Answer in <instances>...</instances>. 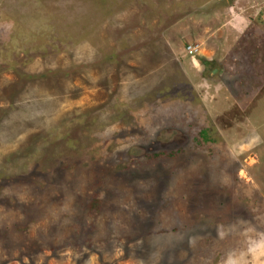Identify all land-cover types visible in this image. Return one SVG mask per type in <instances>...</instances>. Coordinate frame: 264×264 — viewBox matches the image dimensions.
Here are the masks:
<instances>
[{
  "label": "rangeland",
  "instance_id": "1",
  "mask_svg": "<svg viewBox=\"0 0 264 264\" xmlns=\"http://www.w3.org/2000/svg\"><path fill=\"white\" fill-rule=\"evenodd\" d=\"M0 264H264V0H0Z\"/></svg>",
  "mask_w": 264,
  "mask_h": 264
},
{
  "label": "built area",
  "instance_id": "2",
  "mask_svg": "<svg viewBox=\"0 0 264 264\" xmlns=\"http://www.w3.org/2000/svg\"><path fill=\"white\" fill-rule=\"evenodd\" d=\"M189 52L190 53H193V52H197L198 50H197V47H194V46H192V45H189Z\"/></svg>",
  "mask_w": 264,
  "mask_h": 264
},
{
  "label": "trees",
  "instance_id": "3",
  "mask_svg": "<svg viewBox=\"0 0 264 264\" xmlns=\"http://www.w3.org/2000/svg\"><path fill=\"white\" fill-rule=\"evenodd\" d=\"M206 132H207V130H206ZM148 224V223H147ZM133 236H131V238H132ZM36 243H37V241H35ZM50 249H56V246H52V247H50Z\"/></svg>",
  "mask_w": 264,
  "mask_h": 264
}]
</instances>
